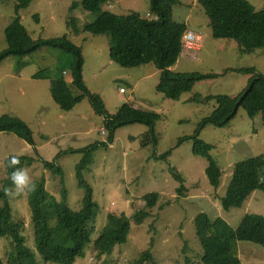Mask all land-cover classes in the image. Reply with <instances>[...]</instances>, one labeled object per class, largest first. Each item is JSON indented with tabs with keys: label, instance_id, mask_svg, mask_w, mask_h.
<instances>
[{
	"label": "rangeland",
	"instance_id": "obj_1",
	"mask_svg": "<svg viewBox=\"0 0 264 264\" xmlns=\"http://www.w3.org/2000/svg\"><path fill=\"white\" fill-rule=\"evenodd\" d=\"M247 1L258 11L264 9V0ZM15 5L14 0H0V52L8 47L5 31L16 17ZM102 10L116 15L136 12L144 18H150L152 11L151 0H107ZM20 16L33 39L67 35L82 48L85 84L102 97L110 114L128 103L161 115L156 126V144L143 142L148 127L142 124L120 127L113 143L109 144L106 143L108 132L104 128V118L95 114L88 99L71 111H63L52 98L50 79L33 77L42 71H48L51 78L56 77L60 69L66 67L60 59V50L43 48L33 55L11 56L0 63V117L7 114L23 120L33 132L34 140L31 145L13 133H0V181L7 176L6 160L10 156L32 157L31 162L21 168L27 171L31 182L37 187L45 181L47 191L57 200H61L65 188L69 207L79 211L85 191L79 187L76 167L84 151L96 145L93 163L84 172L99 207L92 225L93 241L106 225L109 214H124L131 220L125 247L116 246L110 256L101 260H97L88 247L86 256L75 264H103L104 261L132 264L146 251L151 253L156 264H203V249L195 225L199 214L221 217L233 228H237L247 214L264 216L262 190L254 191L240 208L225 211L222 207L236 164L264 155V125L260 115L251 119L245 109L240 108L228 126L209 125L200 132V139L213 146L210 154L222 172L217 188L211 186L206 175L207 159L193 153L192 142L180 143L182 138L195 135L202 120L217 108L216 102L207 97H237L247 88L252 75L234 70L255 69L264 74V49L246 53L234 40L215 39L210 20L198 1L180 0L173 8V19L185 23L187 32L201 35V40L199 49H184L171 70L216 74L218 78L200 81L179 101H172L157 91L161 73L153 64L124 68L111 59L115 41L109 33L76 35L72 27L83 30L97 16L84 10L81 0H33L20 11ZM67 69L65 78L73 95L77 96L80 92L72 85ZM121 89H125V93H121ZM195 95L203 100L192 101ZM167 152L171 153L169 157L161 158ZM47 162L61 167L64 184L60 175L46 168ZM12 190L15 192V188ZM154 193L159 195L157 206L148 216L137 215L146 209L145 197ZM28 195L26 191L9 196L14 208L13 219L20 224L22 238L35 252L37 261L44 264L35 246ZM3 204L0 199V207ZM0 253L7 263L10 253L7 239L1 240ZM238 253L241 264H264L261 245L240 241ZM153 261L148 264H154Z\"/></svg>",
	"mask_w": 264,
	"mask_h": 264
},
{
	"label": "trees",
	"instance_id": "obj_2",
	"mask_svg": "<svg viewBox=\"0 0 264 264\" xmlns=\"http://www.w3.org/2000/svg\"><path fill=\"white\" fill-rule=\"evenodd\" d=\"M16 1V17L6 28L8 47L0 52V63L5 59L27 57L43 48H52L62 52L61 61L68 67L72 77V85L79 90L73 95L65 78L66 67L60 69L56 77L51 78L48 71L36 73L37 79H50V92L54 101L63 111H71L78 103L88 99L95 114L104 118V128L108 132V141L112 144L117 129L127 125L142 124L148 127L143 136L145 144L157 143L156 126L161 115L123 104L115 114H110L102 97L93 93L86 86L83 76L85 58L80 46L73 43L67 35L50 39H33L22 23L20 11L26 9L33 0ZM107 0H81L84 10L96 13V19L83 30L75 29L76 35L81 32L96 36L109 33L115 44L111 47V59L124 68H137L153 64L161 73L157 91L167 99L179 101L181 97L193 90L203 80L218 78L216 74L176 73L171 70L181 57L184 46L183 36L188 30L185 23L173 19V8L180 0H151L150 18L139 13L116 15L103 11L102 5ZM207 14L218 40H234L246 53H254L264 49V9L256 10L247 0H197ZM38 19V16H37ZM73 23V22H72ZM70 23L69 25H72ZM68 62V63H66ZM238 73L251 74L247 88L237 97L227 95L209 96L206 99L215 101L217 108L200 123L195 135L187 136L180 143L192 142V151L197 156L207 159L206 175L211 186L220 185L222 172L211 156L213 146L200 139V132L213 125L224 128L237 116L240 108H244L251 119L261 116L264 125V74L255 69H237ZM192 101L200 102L203 98L195 95ZM13 133L20 139L34 145L33 132L18 117L3 115L0 117V133ZM103 143V146H106ZM96 145L84 151L81 162L76 167L79 187L85 191L82 208L71 209L67 203L68 192L62 189L61 200L51 197L46 189L45 181H41L35 191L29 192L30 207L35 233V246L44 264H75L86 256L87 248L97 260L110 256L116 246L125 247L131 231V220L124 214H109L107 222L98 238L93 241V222L98 213V204L94 201L93 188L85 180L84 172L93 163L92 153ZM95 149V150H94ZM167 152L161 158L167 159ZM15 156L20 163L16 167L31 162L32 157L12 155L6 160L7 176L0 181V199L4 204L0 207V242H10V253L7 263L0 253V264H41L22 238L20 224L14 222V208L4 189L15 186L11 175L16 170L10 166ZM46 168L61 176L64 184V173L55 163H46ZM264 155L251 157L236 164L233 178L222 199L225 211L240 208L256 190L264 193ZM146 206L140 214L148 216L149 211L157 206L158 194L145 197ZM52 222L54 224L52 225ZM196 233L200 240L203 264H241L238 253V242L248 241L264 247V216L247 214L237 228H233L221 217L211 218L208 214H199L195 220ZM25 240V241H24ZM152 260L151 253L146 251L132 264H148ZM154 263V261H153ZM103 264H108L106 261ZM156 264V263H154Z\"/></svg>",
	"mask_w": 264,
	"mask_h": 264
},
{
	"label": "clouds",
	"instance_id": "obj_3",
	"mask_svg": "<svg viewBox=\"0 0 264 264\" xmlns=\"http://www.w3.org/2000/svg\"><path fill=\"white\" fill-rule=\"evenodd\" d=\"M20 161L17 157L13 156L10 160V166L16 168V170L11 175L12 184L15 186V192H13L11 187L5 188L3 191L5 195H20L22 193L33 192L36 189L35 184H33L28 176L25 169L16 167L19 165Z\"/></svg>",
	"mask_w": 264,
	"mask_h": 264
},
{
	"label": "built area",
	"instance_id": "obj_4",
	"mask_svg": "<svg viewBox=\"0 0 264 264\" xmlns=\"http://www.w3.org/2000/svg\"><path fill=\"white\" fill-rule=\"evenodd\" d=\"M201 40L200 35H195L194 32H186L183 36V46L184 49H195L199 46ZM125 89H121V93H124Z\"/></svg>",
	"mask_w": 264,
	"mask_h": 264
},
{
	"label": "crops",
	"instance_id": "obj_5",
	"mask_svg": "<svg viewBox=\"0 0 264 264\" xmlns=\"http://www.w3.org/2000/svg\"><path fill=\"white\" fill-rule=\"evenodd\" d=\"M201 36V35H200ZM197 49H199V46L197 47ZM157 69V68H156ZM158 71V70H157ZM125 93V92H124Z\"/></svg>",
	"mask_w": 264,
	"mask_h": 264
}]
</instances>
